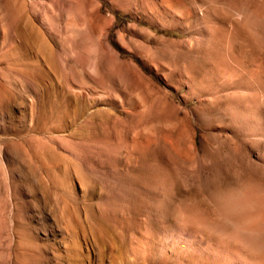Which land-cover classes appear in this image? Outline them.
I'll return each mask as SVG.
<instances>
[{"label": "rangeland", "instance_id": "obj_1", "mask_svg": "<svg viewBox=\"0 0 264 264\" xmlns=\"http://www.w3.org/2000/svg\"><path fill=\"white\" fill-rule=\"evenodd\" d=\"M263 245L264 0H0V264Z\"/></svg>", "mask_w": 264, "mask_h": 264}, {"label": "bare ground", "instance_id": "obj_2", "mask_svg": "<svg viewBox=\"0 0 264 264\" xmlns=\"http://www.w3.org/2000/svg\"><path fill=\"white\" fill-rule=\"evenodd\" d=\"M255 232V231H254ZM253 237V236H252ZM250 239V238H249ZM258 240V239H257ZM263 240V239H262ZM256 241V240H255ZM254 243V242H253ZM263 244V243H262ZM259 246V245H258ZM261 247V246H260ZM263 247H264V245H263ZM255 248V247H254ZM259 249H257V251H258Z\"/></svg>", "mask_w": 264, "mask_h": 264}]
</instances>
